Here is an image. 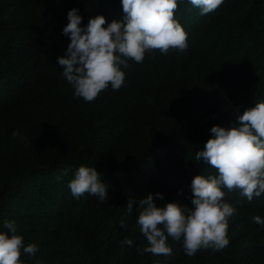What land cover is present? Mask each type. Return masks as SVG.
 Here are the masks:
<instances>
[{"label":"trees","instance_id":"16d2710c","mask_svg":"<svg viewBox=\"0 0 264 264\" xmlns=\"http://www.w3.org/2000/svg\"><path fill=\"white\" fill-rule=\"evenodd\" d=\"M78 7L82 24L103 14L122 19L120 0H0V226L14 220L27 264H264V194L251 201L224 189L236 207L228 218V245L185 254L168 238L170 256L140 254L147 242L136 223L139 200L192 207L191 179L215 173L195 160L213 125L231 127L264 100V0H224L199 15L176 10L188 33L185 51L146 53L129 60L119 90L109 85L91 102L74 96L57 58L70 38L67 13ZM17 131L19 134L13 136ZM81 165L96 167L108 184L99 202L72 197L68 182ZM128 197L136 201L126 212ZM124 215L127 228L118 220ZM133 240L122 245L124 237Z\"/></svg>","mask_w":264,"mask_h":264},{"label":"clouds","instance_id":"9594fccd","mask_svg":"<svg viewBox=\"0 0 264 264\" xmlns=\"http://www.w3.org/2000/svg\"><path fill=\"white\" fill-rule=\"evenodd\" d=\"M122 19L106 23L98 14L82 24L78 7L67 13L68 23L63 28L70 38L66 54L57 58L61 75L74 89V96L91 102L111 86L119 90L124 84L129 60L142 63L146 53L156 50L167 54L170 49L185 51L188 33L176 14L181 4L187 3L206 15L217 9L224 0H120ZM212 135L196 151L195 160L212 166L215 173L197 174L191 179L192 207L178 201L158 205L148 193L139 200L136 223L146 239L138 246L140 254L170 256L168 238L182 240L185 254L194 256L201 248L220 250L228 245V218L236 207L224 199V189L239 190L249 201L264 194V100L246 108L231 127L213 125ZM17 131L12 133L18 135ZM73 198L85 193L103 202L108 196V184L101 179L97 168L81 165L68 182ZM136 201L128 197L126 212L131 213ZM253 222L264 225V218L256 214ZM127 228L126 217L118 220ZM122 245L131 246L133 240L124 237ZM39 246L24 242L14 220L5 219L0 226V264H27L21 257H35ZM155 264H161L159 260Z\"/></svg>","mask_w":264,"mask_h":264}]
</instances>
